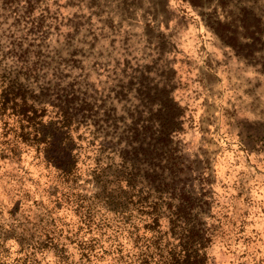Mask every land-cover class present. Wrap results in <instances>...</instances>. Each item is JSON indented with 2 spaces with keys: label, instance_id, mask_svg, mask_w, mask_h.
<instances>
[{
  "label": "rangeland",
  "instance_id": "obj_1",
  "mask_svg": "<svg viewBox=\"0 0 264 264\" xmlns=\"http://www.w3.org/2000/svg\"><path fill=\"white\" fill-rule=\"evenodd\" d=\"M190 258L264 264V0H0V264Z\"/></svg>",
  "mask_w": 264,
  "mask_h": 264
},
{
  "label": "trees",
  "instance_id": "obj_2",
  "mask_svg": "<svg viewBox=\"0 0 264 264\" xmlns=\"http://www.w3.org/2000/svg\"><path fill=\"white\" fill-rule=\"evenodd\" d=\"M62 114H63V115H62V116H63V117H62V120L65 121L66 125H68V122H69V121H68V120H69L68 115H69V114H68L67 112H63ZM188 257H189V255H188ZM183 260H184V259H183ZM184 261H189V260H184ZM184 261H182L181 263L178 261L177 264H184ZM194 262H195L194 259H191V258H190V264H193Z\"/></svg>",
  "mask_w": 264,
  "mask_h": 264
}]
</instances>
